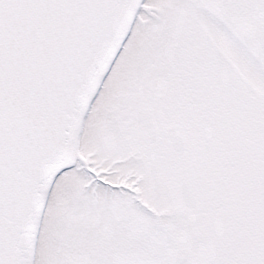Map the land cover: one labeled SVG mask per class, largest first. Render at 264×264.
<instances>
[{"label": "snow or ice", "instance_id": "obj_1", "mask_svg": "<svg viewBox=\"0 0 264 264\" xmlns=\"http://www.w3.org/2000/svg\"><path fill=\"white\" fill-rule=\"evenodd\" d=\"M0 264H264V0H0Z\"/></svg>", "mask_w": 264, "mask_h": 264}]
</instances>
